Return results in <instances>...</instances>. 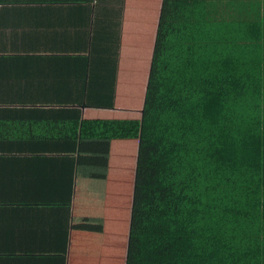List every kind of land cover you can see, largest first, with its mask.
Masks as SVG:
<instances>
[{
	"label": "crops",
	"instance_id": "1",
	"mask_svg": "<svg viewBox=\"0 0 264 264\" xmlns=\"http://www.w3.org/2000/svg\"><path fill=\"white\" fill-rule=\"evenodd\" d=\"M162 1L0 0V264H126Z\"/></svg>",
	"mask_w": 264,
	"mask_h": 264
},
{
	"label": "trees",
	"instance_id": "2",
	"mask_svg": "<svg viewBox=\"0 0 264 264\" xmlns=\"http://www.w3.org/2000/svg\"><path fill=\"white\" fill-rule=\"evenodd\" d=\"M82 138L139 140L126 264H264V0H163L142 118Z\"/></svg>",
	"mask_w": 264,
	"mask_h": 264
},
{
	"label": "rangeland",
	"instance_id": "3",
	"mask_svg": "<svg viewBox=\"0 0 264 264\" xmlns=\"http://www.w3.org/2000/svg\"><path fill=\"white\" fill-rule=\"evenodd\" d=\"M149 1V0H148ZM153 1V0H152ZM131 181H132V176H131Z\"/></svg>",
	"mask_w": 264,
	"mask_h": 264
}]
</instances>
